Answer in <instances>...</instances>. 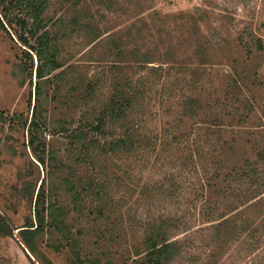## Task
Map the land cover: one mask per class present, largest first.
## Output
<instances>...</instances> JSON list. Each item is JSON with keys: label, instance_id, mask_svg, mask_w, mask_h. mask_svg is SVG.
I'll list each match as a JSON object with an SVG mask.
<instances>
[{"label": "rangeland", "instance_id": "rangeland-1", "mask_svg": "<svg viewBox=\"0 0 264 264\" xmlns=\"http://www.w3.org/2000/svg\"><path fill=\"white\" fill-rule=\"evenodd\" d=\"M136 1L139 0H132L128 9L123 2L116 6L112 0H86L80 5L83 10L88 8V15L101 30L103 38L94 45L86 31L71 34L61 45L66 71L71 73L70 67L75 64L79 66L80 73L87 72L89 77L94 75L101 69L100 65H105V60H113L116 56V51L106 38L121 29L133 28L131 37L136 44L129 43L128 48L131 50L137 45L143 52L148 49L156 53L153 62L139 74L154 76L148 75L154 67H162L166 72V69L173 67L169 77L165 73L156 76L160 77L159 82L165 81L168 86L175 83L176 87L171 91L173 96L163 98V104L156 97L159 96L158 91L153 94L156 101L143 117L147 134L159 131L161 126H181V132L189 134L195 129L198 132L200 125L197 118L184 119L178 114L182 95L201 94L203 105L226 97V108L229 110H226L228 113L220 124L230 126L224 133V138L232 146L229 154L225 155L228 157L227 166L230 168L231 164H240L244 159L254 160L256 153L264 147V0H141L146 10L151 7L156 12L155 16L149 17H146L148 11L142 14L137 12ZM58 7L57 1L53 0L52 10ZM65 8L61 11L71 14V9ZM61 11L59 9V13ZM138 29L141 31L138 32ZM205 42L212 46L211 49L202 57L193 54L198 45ZM259 44L262 49H258ZM172 47L174 52L166 57L168 48ZM22 55L17 44L0 30V216L12 230L11 235L0 232V264H40L26 248L18 232L25 221L32 218L31 193L38 186V178L45 176V170L35 162L26 147L27 130L21 126V115L23 118L31 115L35 83L34 73L29 78L27 70L23 69L24 62H29ZM205 55L204 61L201 58ZM180 61L196 69L189 73L188 67ZM125 74L132 73L127 69ZM107 80L98 84V99H105L110 94ZM63 84L60 86L61 92L67 87L65 82ZM52 89L47 84L46 92L51 94ZM62 93L65 94V91ZM55 98L54 102L43 107V115L50 120L45 126L44 137L49 149L59 150V155L68 160L66 151L69 140L64 137V133H57L60 126L53 123L55 120L69 121L71 117L76 120L84 109L74 103L73 97ZM61 100L66 102L62 105ZM221 111V107H216L215 111H209L204 117H219ZM181 118L183 123L178 122ZM201 126L207 125L203 123ZM108 132L107 135L110 134ZM198 138V135L195 136V139ZM201 139L200 143L206 146L204 134ZM139 153L141 155L142 152ZM156 154V148L154 152H149L147 161L149 158L150 161L143 166L124 151L115 155L108 153L93 159L91 166L81 167L80 175L86 178L95 175L93 177L97 183L109 186L107 190L111 193V203L106 219L94 220L93 215L87 213L97 204L90 199L86 202L84 199L81 210L74 209L69 196L63 192L59 175L47 179L46 185L50 190V182L55 186L53 192L56 198H51V201L56 200V204L62 210H67L68 215L62 226H45L36 235L34 241L38 252L52 264H78L75 261L77 256L84 264H135L140 259L136 252L141 255L144 251V232L151 216L160 217L168 210L177 213L179 210H189L187 223L198 229L196 227L205 219L200 216L202 208L200 198H197L202 191L196 195L198 186L191 171L176 175L175 184L178 187L173 196L167 197L161 193L156 197L147 195L153 181L161 175L158 170L160 165L154 161ZM262 170L261 176L264 178V166ZM185 175H189V179L184 186ZM25 185L30 187L28 192L22 190ZM221 187L217 184L204 192L214 204L221 207L220 212L222 210V214L228 216L233 208L240 209L242 206L237 208L238 204L234 205L230 199L224 201L223 197L216 199ZM182 192L184 194H180ZM239 213L243 218L254 220L255 224L252 225L256 228L264 226L263 215L257 213V209L242 208ZM236 216L233 212L232 217ZM240 220L236 219V223ZM180 234L177 236L181 237ZM246 234L236 233L229 237L233 238L229 243L215 241L208 233L201 235L200 240L196 236V246L193 245L188 253L176 256L172 264H248L250 257L244 256L242 246V237ZM258 256L259 261L249 264H264V253Z\"/></svg>", "mask_w": 264, "mask_h": 264}, {"label": "trees", "instance_id": "trees-1", "mask_svg": "<svg viewBox=\"0 0 264 264\" xmlns=\"http://www.w3.org/2000/svg\"><path fill=\"white\" fill-rule=\"evenodd\" d=\"M56 1L59 7L52 10L53 0H0V30L22 50V56L29 62V64L26 62L23 64V69L27 70L29 78L34 73L31 115L29 118H23L21 115V126H25L27 130L26 147L29 148L35 162L45 170V176L38 178V186H35L31 193L32 218L27 219L18 230L26 248L40 264H52L45 255L38 252L34 238L45 226L65 224L68 215V211L62 210L61 206L56 204V200L51 201V198H56L53 192L55 186L50 182L49 185L52 188L50 190L47 187V179L50 180L54 175H59L63 192L69 196L74 209L81 210L84 199L85 202L90 199L97 204L93 210H87V213L93 215L94 220L106 219L111 203V193L109 194L107 190L109 186L97 183L93 177L95 175L90 178L80 175L81 167L91 166L93 159H99L108 153L115 155L124 151L132 157L133 161H140L143 166L150 161V158L147 161L149 152H154L156 148L157 154L154 161L155 164L160 165L158 170L161 175H158V180L153 181L154 184L147 195L159 196L161 193L167 197L173 196L178 187L175 184L176 175L180 176L182 173L191 171L198 186L195 189L196 195L198 191H202L198 193L197 198H200L202 208L200 216L205 219L195 230L194 226L187 223V217L190 216L189 210H179L178 213L168 210L160 217L151 216L144 232V251L141 255L136 252V256L140 259L135 264H172L176 256L180 257L192 250L193 245L196 246V236L200 240L199 237L206 233L210 234L211 239L215 241L228 243L233 239L229 237H233L236 233L250 234L242 237L243 254L245 257H250L248 264L259 261L258 255L264 253V226L256 228L252 225L255 224L254 220L243 218L239 211L242 208L257 209V213H261L263 215L261 218H264V209H262V206L264 208V178L261 176L264 166V147L256 153L254 160L244 159L240 164H231L232 166L228 168V157L225 155L229 154L232 146L231 142L224 138V133L230 126L220 124L228 113L226 97L222 100L215 99L210 105L208 103L203 105L201 94L182 95L181 109L178 114H181L184 119L197 118L200 125L198 132L196 133L195 129L189 134L181 132V126H161L159 131L148 135L143 126L146 122L143 117L145 111L150 110L156 101L153 94L158 91L159 96L156 95V97L160 98L163 104L165 100L163 98L172 95V89H176L174 82L168 86L165 81L159 82L160 77L156 75L165 73L169 77L173 67L166 69L167 72L162 67H154L148 73L154 76L140 75L139 71H144L146 66L153 62L156 53L148 49L143 52L137 45L130 50L128 44H136V41L131 37L133 28H128L121 29L106 38L110 47L116 51L113 60L104 61L107 68L99 63L101 69L89 77L87 72L80 73L79 66L74 64L70 67L71 73H68L61 55L62 43L64 44V41L74 32L86 31L94 45L99 44L103 37L97 24H94L93 18L88 15V8L83 10V6L79 7L86 0ZM112 1L116 6L123 2L127 9L132 2V0ZM140 1H136L137 12L142 14L148 11L146 17L156 15L153 8L146 10ZM64 8L71 9V14L62 12L61 9ZM140 31L141 29H138V32ZM211 47L208 42L199 44L193 54L202 57V54ZM168 49L166 57L175 50L173 47ZM258 49H262L261 44ZM206 57L205 55L201 59L205 61ZM180 62L188 67L189 73H193L196 69L187 62ZM170 63L174 62L170 61ZM127 69L132 73L131 75L125 74ZM71 74L73 76L70 77ZM105 79L109 81L110 94L105 99H98L96 96L98 84ZM63 82L67 85L63 90L65 94L60 88ZM47 84L53 88L54 94L46 92ZM55 96L66 99L73 97L74 103L84 109L76 120L71 117L69 121L55 120L53 123L55 126H60L57 133H64V137L69 140L66 151L69 161L59 155V150L49 149L44 137L45 126H48L50 120L43 115V107L45 104L54 102ZM30 100L31 95L29 99L31 105ZM65 102L66 100H61L60 104L63 105ZM216 107H221L223 110L219 117L205 119L204 115L211 110L215 111ZM229 114H231L230 111ZM182 118L178 120L179 123H183ZM237 120L240 121V118ZM203 123L207 126H201ZM114 129L119 131L116 132ZM203 134L207 141L206 146L200 143ZM197 135L199 138L195 139ZM140 151L141 155H139ZM71 157H73L72 160ZM188 179L189 175H185L184 183H182L184 186L188 184ZM174 184L175 188H173ZM217 184L222 187L215 196L216 199L223 197L224 201L230 199L234 205L238 204L237 208L242 206L240 209L233 208V212L237 214L236 217H232L233 212L228 216L223 215V211L220 212L221 207L214 204L210 196H207V192H204ZM28 187L29 185H25L22 190L28 192L30 189ZM179 188H181L180 185ZM236 219L241 220L236 223ZM0 232L5 235L12 233L11 227L1 216ZM178 233L182 236H177ZM75 261L78 264H84L78 256ZM72 262L75 263L74 260Z\"/></svg>", "mask_w": 264, "mask_h": 264}]
</instances>
